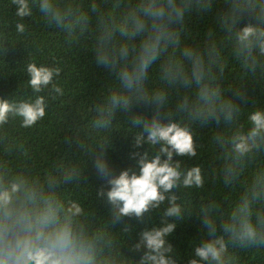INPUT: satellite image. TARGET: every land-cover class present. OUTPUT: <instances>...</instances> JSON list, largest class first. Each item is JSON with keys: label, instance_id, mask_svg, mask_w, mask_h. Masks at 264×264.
<instances>
[{"label": "trees", "instance_id": "16d2710c", "mask_svg": "<svg viewBox=\"0 0 264 264\" xmlns=\"http://www.w3.org/2000/svg\"><path fill=\"white\" fill-rule=\"evenodd\" d=\"M60 2L90 10L93 0ZM96 2L118 21L134 0H124L120 7L115 6V0ZM211 5L208 11L190 14L179 28L181 48L188 45L207 51L208 46H215L218 55H213L209 64V79L223 98L239 108L234 120L229 124L221 116L219 122L213 117L202 124L177 113L179 99L189 92L169 85L163 78L162 67L182 59L181 49L170 48L150 67L144 83L149 93L167 89L164 105L158 107L146 95L134 101L128 112L117 109L107 128H98L95 126L98 109L107 107L108 97L119 87V82L112 72L95 61L96 14H92L88 31L70 37L46 22L34 0H30L32 15L22 20L16 16V6L11 0H0V99L34 102L43 96L46 104L45 116L31 127H22L19 117H10L0 125V188L23 178L34 197L29 207L38 210L43 200L51 198L53 205L60 207L61 215L70 202L78 203L82 211L72 218L73 225L87 239L96 264H137L147 249L142 246L140 251H134L133 245L139 242L142 231L161 226V216L167 207L165 202L159 209L151 210L143 221L124 216L115 222L106 197L98 195L101 187L105 191L110 188L95 167L101 146L105 147L104 156L116 175L124 169L139 174L138 157L132 154L147 151L151 158L156 152V147L146 141L135 146L134 137L144 127L143 124L131 126L133 114L149 122L158 116L163 123L167 122L166 114L172 113L174 118L188 124L193 134L196 156L177 157L174 153L173 160H181L182 170L199 166L204 184L200 188L175 190L184 209L183 219L176 221L173 233L166 240L174 249L176 264H189L195 258V247L205 238L200 230L201 205L214 203L218 218L229 215L256 173L264 170V149L233 163L230 146H221L215 139L230 137L238 126L247 130L249 113L264 110V55L258 48L250 56L238 52L235 36L245 23L264 28V0H211ZM233 20L236 23L230 26ZM18 22L25 24V32L16 31ZM30 63L58 67L60 74L54 76L48 87L35 93L28 84ZM52 84L58 85L62 94L53 92ZM226 163L234 167L231 183L225 182ZM21 199L23 193L17 194L14 204H19ZM217 233L223 235L222 228L218 227ZM228 260L229 264H264V247L229 243Z\"/></svg>", "mask_w": 264, "mask_h": 264}, {"label": "clouds", "instance_id": "9594fccd", "mask_svg": "<svg viewBox=\"0 0 264 264\" xmlns=\"http://www.w3.org/2000/svg\"><path fill=\"white\" fill-rule=\"evenodd\" d=\"M11 2L21 20L32 15L30 0ZM34 4L49 25L62 29L70 37L88 31L92 14H96L95 61L112 72L119 82V87L108 97L107 107L98 109L96 127L107 128L117 109L128 112L134 101L146 95L158 107L164 105L167 89L149 93L144 83L150 67L170 48L181 49L182 59L164 65L163 78L169 85L189 92L179 99L177 113L202 124H207L213 117L219 122L222 116L230 124L239 112V108L223 98L209 79V64L213 55H218L215 46H208L207 51L188 45L181 48L179 28L193 12L208 11L211 0H134L118 21L110 12L101 10L96 0L90 4V10L75 3L65 5L60 0H34ZM122 4L124 0H115L116 7ZM235 23L233 20L230 26ZM16 31L25 32V24L18 22ZM235 36L238 52L250 56L258 48L264 55V28L245 23ZM27 73L31 89L40 93L52 83L54 76L60 74V69L30 63ZM52 91L62 94L63 90L52 84ZM45 109L43 96H38L34 102L15 103L0 99V125L7 123L10 117H19L22 127H31L45 116ZM166 121L162 123L157 116L149 122L133 114L131 126L143 124L144 127V131L134 137L135 146L146 141L156 147L151 158L147 151L132 154L134 158L138 157L139 174L130 169L113 174L103 153L104 146L100 147L102 151L96 157L95 167L110 185L107 191L101 187L98 195L106 197L115 222L124 216L143 221L146 213L167 203L161 226L142 231L139 242L133 245L134 251H140L142 246L147 249L137 264H176L174 249L166 240L173 233L176 221L183 219L184 209L178 203L175 190L200 188L204 184L199 166L182 170L181 160H173L174 153L177 157L196 156L190 127L174 118L172 113L166 114ZM247 124V130L238 126L228 138L215 137L221 146H230L233 163L264 149V110L249 113ZM233 176L234 167L226 163L225 182L231 183ZM20 193H23V199L14 204ZM33 199L23 178L0 188V264H96L87 239L73 225L72 218L81 213V206L70 202L61 215L60 207L54 206L51 198L43 200L38 210L29 207ZM199 217L205 238L195 247V258L190 259L189 264H229V243L240 247H264V170L256 173L229 215L218 218L216 205L207 203L201 205ZM218 227L222 228L223 235L217 233Z\"/></svg>", "mask_w": 264, "mask_h": 264}]
</instances>
